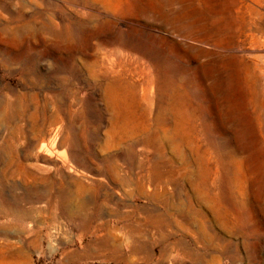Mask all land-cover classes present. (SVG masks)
<instances>
[{
	"label": "rangeland",
	"instance_id": "obj_1",
	"mask_svg": "<svg viewBox=\"0 0 264 264\" xmlns=\"http://www.w3.org/2000/svg\"><path fill=\"white\" fill-rule=\"evenodd\" d=\"M0 264H264V0H0Z\"/></svg>",
	"mask_w": 264,
	"mask_h": 264
},
{
	"label": "bare ground",
	"instance_id": "obj_2",
	"mask_svg": "<svg viewBox=\"0 0 264 264\" xmlns=\"http://www.w3.org/2000/svg\"><path fill=\"white\" fill-rule=\"evenodd\" d=\"M255 35V34H254ZM252 39V38H251ZM253 39H254V36H253ZM52 133H53V131H52ZM52 133H48L49 134V137L50 138H52V136H53V134ZM56 136V135H55ZM54 141V140H53ZM51 142V141H50ZM45 148V146L44 145H42V149H44ZM47 149V148H46ZM45 150V149H44Z\"/></svg>",
	"mask_w": 264,
	"mask_h": 264
}]
</instances>
